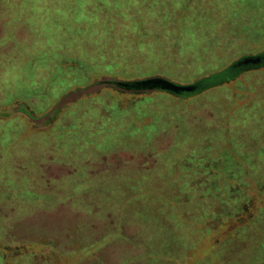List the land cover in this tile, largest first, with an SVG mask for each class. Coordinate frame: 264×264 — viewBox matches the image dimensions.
<instances>
[{"label":"rangeland","instance_id":"rangeland-1","mask_svg":"<svg viewBox=\"0 0 264 264\" xmlns=\"http://www.w3.org/2000/svg\"><path fill=\"white\" fill-rule=\"evenodd\" d=\"M263 52L264 0H0V264H264Z\"/></svg>","mask_w":264,"mask_h":264},{"label":"flooded vegetation","instance_id":"flooded-vegetation-1","mask_svg":"<svg viewBox=\"0 0 264 264\" xmlns=\"http://www.w3.org/2000/svg\"><path fill=\"white\" fill-rule=\"evenodd\" d=\"M242 58H251V59H249L248 61H244V62H241V63L234 64L233 67H235L236 69L237 68L240 69V68H244L245 66L252 67L253 64H255V63L264 62V52L260 53V54H257L255 56L246 55V56H243ZM231 78H229V79H231Z\"/></svg>","mask_w":264,"mask_h":264},{"label":"trees","instance_id":"trees-1","mask_svg":"<svg viewBox=\"0 0 264 264\" xmlns=\"http://www.w3.org/2000/svg\"><path fill=\"white\" fill-rule=\"evenodd\" d=\"M233 65L234 64H232L231 65V67H233ZM235 68V67H234ZM222 71V70H221ZM221 71H219V72H221ZM219 72H215V73H219ZM211 76V75H210ZM201 79H205V80H208V79H210V77L208 76V77H204V78H201ZM198 83H199V81H197V83H195V84H188L187 85V87H186V92L185 93H187V94H191V93H193L194 92V89H192L194 86H196V84L198 85ZM171 92H174V93H177V94H181V93H179V92H175V91H171ZM263 258H264V252H263Z\"/></svg>","mask_w":264,"mask_h":264},{"label":"water","instance_id":"water-1","mask_svg":"<svg viewBox=\"0 0 264 264\" xmlns=\"http://www.w3.org/2000/svg\"><path fill=\"white\" fill-rule=\"evenodd\" d=\"M249 59H251V58H242V59L238 60L237 62H235L234 64L241 63L244 61H248Z\"/></svg>","mask_w":264,"mask_h":264}]
</instances>
